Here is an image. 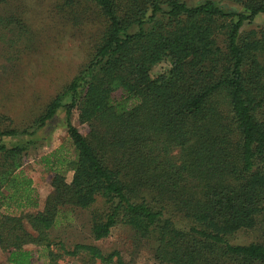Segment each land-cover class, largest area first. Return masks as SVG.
<instances>
[{
	"label": "trees",
	"instance_id": "1",
	"mask_svg": "<svg viewBox=\"0 0 264 264\" xmlns=\"http://www.w3.org/2000/svg\"><path fill=\"white\" fill-rule=\"evenodd\" d=\"M56 2L66 23L99 28L87 60L29 123L0 111L7 263L126 264L95 243L124 226L159 263L264 264V22L244 28L264 17V0ZM60 108L67 136L40 157L51 191L34 210L22 161ZM74 209L88 210L91 241L56 234ZM245 231L256 239L231 241Z\"/></svg>",
	"mask_w": 264,
	"mask_h": 264
},
{
	"label": "rangeland",
	"instance_id": "2",
	"mask_svg": "<svg viewBox=\"0 0 264 264\" xmlns=\"http://www.w3.org/2000/svg\"><path fill=\"white\" fill-rule=\"evenodd\" d=\"M0 2V111L9 115L13 124L22 126L39 114L51 97L59 91L87 60L89 47L98 24L84 21L77 26L56 14V0H6ZM14 5V6H12ZM6 21L10 24H3ZM264 17L258 15L244 28L262 24ZM21 23L22 28H16ZM25 28L29 27L28 30ZM99 28V26H98ZM32 31V35H28ZM166 68L165 63L155 65V75ZM72 123L81 132L86 124L78 121L77 113ZM36 148L29 150L22 161V170L35 188L38 207H43L45 197L51 191V173L40 162V157L56 148L67 136L65 111L60 108L55 116L37 131ZM70 173L66 172L69 180ZM57 225L56 234L67 243L91 241L88 237V210H68ZM256 239L252 231L238 232L231 241L248 243ZM105 250L118 249L126 264H170L159 263L148 246L133 241L132 232L117 226L109 235L95 241ZM0 264H9L0 250Z\"/></svg>",
	"mask_w": 264,
	"mask_h": 264
}]
</instances>
